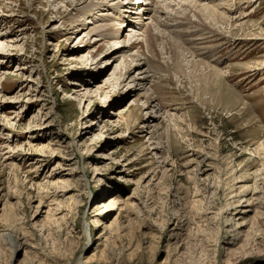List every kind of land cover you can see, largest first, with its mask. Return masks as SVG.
Returning a JSON list of instances; mask_svg holds the SVG:
<instances>
[{"label": "rangeland", "instance_id": "rangeland-1", "mask_svg": "<svg viewBox=\"0 0 264 264\" xmlns=\"http://www.w3.org/2000/svg\"><path fill=\"white\" fill-rule=\"evenodd\" d=\"M89 1L0 0V264H264V0Z\"/></svg>", "mask_w": 264, "mask_h": 264}, {"label": "bare ground", "instance_id": "bare-ground-1", "mask_svg": "<svg viewBox=\"0 0 264 264\" xmlns=\"http://www.w3.org/2000/svg\"><path fill=\"white\" fill-rule=\"evenodd\" d=\"M106 1L109 3V2L114 1V0H90L89 1V4H85V6L80 10L81 11L80 14H82V15L89 14L92 11V9L95 8L96 5L102 6L103 8H108V10H103V11L101 10V11H99L100 12L99 13V18H97V19H100V17L107 18L110 15H112V12L119 11V8H121V11L123 12V14H125V16L124 15L122 16L124 18L126 17L127 19L128 18L131 19L132 18L131 15H134L135 13L137 14V12L134 11V8H136V7L132 8L133 10H131V8H130V7H132L131 5H133L132 3L129 4V2H123V4H126V3L127 4L122 7L123 4L117 3L115 6H112L113 3L108 4ZM146 4L147 3H145L144 5H146ZM220 8L222 9L224 7L221 6V4H220V6H218L216 8L215 7H210L209 8L208 6H204V5L203 6H200L199 7V10L196 11V14L200 17L199 20H198V22H203L204 25L205 24H208V25H211V24L215 25V24H217L220 20L224 19L223 18V15L219 13V10L218 9H220ZM127 13H129L130 15L127 14ZM191 14H193V13H191ZM141 18L142 17H139V23H141V20H140ZM153 20H154L155 23H157V25L159 27L163 26V24L160 21H157V19H153ZM104 21H113V20H111V19H105V20H102L101 22H104ZM136 21H138V20H136ZM208 21H212L211 24L208 23ZM116 22H117V18H116ZM88 23H90V22L88 21ZM123 23L124 22L122 20V24ZM100 28H102L101 32H99L98 35L96 34V36L100 37V39L98 41H100V42H106V40H115V39H117V34L115 33V24H107V23H105V24L101 25L98 29H100ZM94 29H96V28H92L89 33H91V31H93ZM146 32H149V31L147 30ZM177 33H178V31H177ZM156 39L158 40V38L156 36H154L151 33H148V37L146 39V43H147L148 49L152 50V47H155V46H151V42L152 41H155ZM102 44L100 43V44H98V45L95 46L97 55L101 54V51L104 48ZM173 45H174V43H173ZM177 47H178V45L175 44V47L174 48H177ZM141 49H142L141 42H139L138 39H137L133 43H130L129 45H127L125 48H122V49H120V51L118 50L117 52L114 53V54L120 53V55L122 54L121 57L120 56L119 57L121 58V62H123V65H122L121 70L117 73V76L115 78L118 82L122 83L124 81L126 82V80H128V81L130 80L131 83L136 84V86L139 87V88H142L144 86L145 82H138L137 83V82H135L136 80L134 79V77L131 76V73H132V70H133V68H132L131 65L134 64L135 62L139 61L143 57V54L141 53ZM171 53H173V52H171ZM174 56H175V53H174ZM150 61L151 60L146 59V61H145L146 65H147V63L148 64H151ZM207 67H209V66H207ZM162 68L163 67H161L160 65H152V67H151L152 71L155 74H158V73H161V72L165 73ZM174 68H175V71H177L180 75L183 73L182 68L178 64L177 65H174ZM205 78L208 79L207 80L208 83L210 82V83H212V85H217V86H221L222 85V78H223V76H222L221 72L218 71L216 68H210L209 67L208 75L205 76ZM161 79H162L161 76H159V78H157V80H161ZM148 80H149V78H144V81H148ZM141 97L144 100L143 106L144 107H147L149 110H151L152 112L156 113L157 112V111H155V106H156L155 104L156 103H155V99H154L155 96L153 97L151 94L148 93V91L144 90V93L141 95ZM140 99L141 98H139V99L137 98V100H135V101H137V105L135 106V109L134 110L137 111L138 113L139 112L141 113L142 112V109H144V108H142L141 106L138 105V102H139ZM130 116L131 115H129V118H131ZM140 117H141V114H140ZM141 120H142V118H141ZM133 121H136V119L133 120ZM156 128H157V125H156ZM156 134H157V129H156L155 133H153L152 137L156 136ZM158 139H159V136H158ZM235 225L237 226L238 224H235ZM236 234L238 235V233H236Z\"/></svg>", "mask_w": 264, "mask_h": 264}]
</instances>
